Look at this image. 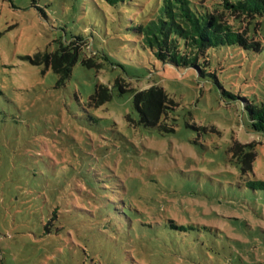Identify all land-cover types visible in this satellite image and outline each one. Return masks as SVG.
I'll list each match as a JSON object with an SVG mask.
<instances>
[{
	"label": "rangeland",
	"instance_id": "1",
	"mask_svg": "<svg viewBox=\"0 0 264 264\" xmlns=\"http://www.w3.org/2000/svg\"><path fill=\"white\" fill-rule=\"evenodd\" d=\"M92 2L0 0V264H264V190L244 184L264 180V134L245 107L264 105V50L216 47L205 67L216 77L198 75L139 47ZM73 35L89 40L80 56L94 66L79 59L56 85L28 57ZM116 77L162 87L174 131L137 124ZM98 83L112 97L95 107ZM251 144L244 174L230 147Z\"/></svg>",
	"mask_w": 264,
	"mask_h": 264
},
{
	"label": "trees",
	"instance_id": "2",
	"mask_svg": "<svg viewBox=\"0 0 264 264\" xmlns=\"http://www.w3.org/2000/svg\"><path fill=\"white\" fill-rule=\"evenodd\" d=\"M92 1L94 9L102 13L103 21H108L113 29L121 27L123 31L130 32L139 47L147 49L163 63L194 68L198 75L216 77L205 68L210 64L211 52L216 47L238 45L254 51L264 50V0ZM88 44L86 37L73 35L69 42L57 41L53 51H38L28 58L33 64L50 69L56 75V85H63L70 78L72 68L79 59L87 67L94 66L92 57L80 56L83 52L81 46ZM103 58L107 56L103 55ZM122 79L116 77L113 86L118 87L120 92L132 91L138 113L137 124L156 127L159 132L174 131L177 104L165 90L156 85L142 90L123 89L120 83ZM224 92L234 98L232 93ZM111 97L112 88L98 83L88 103L96 107ZM245 107L250 117L249 128L264 134V105L246 104ZM249 146L251 151L241 154L230 147L231 159L238 163L244 174L251 171L254 160V146ZM244 184L251 189L264 190V180L247 178ZM110 197L111 209L115 211L117 219L126 220V211L121 208V213L114 196ZM106 224L114 227L112 230H118L117 224H112L111 219ZM178 228L184 229L183 226Z\"/></svg>",
	"mask_w": 264,
	"mask_h": 264
}]
</instances>
